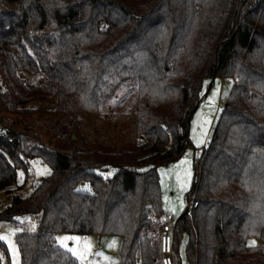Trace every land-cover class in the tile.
<instances>
[{"label":"trees","instance_id":"16d2710c","mask_svg":"<svg viewBox=\"0 0 264 264\" xmlns=\"http://www.w3.org/2000/svg\"><path fill=\"white\" fill-rule=\"evenodd\" d=\"M216 79L232 87L195 162L198 207L175 225L176 263L186 238L187 264H264V0H0V226L38 217L16 235L21 264H79L61 234L116 236L121 264H162L158 169L190 147ZM41 113L59 144L33 131ZM107 114L129 119L132 144L73 141L82 118ZM33 160L51 175L25 194Z\"/></svg>","mask_w":264,"mask_h":264},{"label":"rangeland","instance_id":"374dc122","mask_svg":"<svg viewBox=\"0 0 264 264\" xmlns=\"http://www.w3.org/2000/svg\"><path fill=\"white\" fill-rule=\"evenodd\" d=\"M27 80H29L30 85H37L41 83L43 77L40 75L27 76ZM231 87L232 82L230 80L216 79L210 83V86L204 90L201 103L190 121V147L180 160L158 169L162 192V205L166 215H172L175 222L178 221L187 208L189 194L193 189V181L195 178V162L201 158L204 149L213 136L215 126L219 120ZM31 107L36 108L39 105ZM32 119L34 121L33 131H37L40 126L41 132L43 131L41 134L43 139L50 144L53 140L52 136H46L45 131L47 125L52 119L54 120L53 115L45 113L34 114ZM11 121H15L14 118ZM38 123L42 124L37 125ZM60 123V126H68L70 119H62ZM9 125L7 124V127ZM80 125L81 131L78 134V138L75 135L72 136V139L75 137L73 141H78L79 147L83 146L85 141L87 143L99 141L102 143L117 144H132L134 142V135L130 130V121L128 118L111 114H107L102 118L86 117L82 118ZM47 131L49 130L47 129ZM28 143L29 145L32 144V142ZM52 143L59 144V141L57 140ZM50 175L51 168L49 165L42 163L40 160H33L30 162V176L28 180L25 182V175L21 171L19 173L18 184H24V193L28 194L34 184ZM87 188V186L82 187L83 190ZM4 205V196L0 193V208ZM37 228L38 217L35 216L22 218L15 224H3L0 226V237H8V239H0V241L7 247L11 264H21L16 235L23 231L36 232ZM252 241L255 240H249L248 245L250 247H253L250 245ZM55 242L78 261L79 264H121L120 250L122 240L119 237L61 234L55 237ZM186 243V238H183L179 248L182 264H187L184 257ZM70 249L76 253L85 252V258H79Z\"/></svg>","mask_w":264,"mask_h":264},{"label":"built area","instance_id":"2783aa9c","mask_svg":"<svg viewBox=\"0 0 264 264\" xmlns=\"http://www.w3.org/2000/svg\"><path fill=\"white\" fill-rule=\"evenodd\" d=\"M100 178L108 180V175H100ZM198 207V203L192 200L188 201L185 212H190ZM177 222L174 221L172 215H165L160 230V253L162 264H177L176 263V250L174 247V228ZM137 264H141L140 261Z\"/></svg>","mask_w":264,"mask_h":264},{"label":"snow or ice","instance_id":"6c2138e0","mask_svg":"<svg viewBox=\"0 0 264 264\" xmlns=\"http://www.w3.org/2000/svg\"><path fill=\"white\" fill-rule=\"evenodd\" d=\"M0 239H8V237H0ZM250 245L251 246H255V241L250 242ZM13 251H14V248H13ZM70 251H74V250L70 249ZM74 254L78 255V257L81 258V259L85 258V252L76 253L74 251Z\"/></svg>","mask_w":264,"mask_h":264},{"label":"water","instance_id":"95a60500","mask_svg":"<svg viewBox=\"0 0 264 264\" xmlns=\"http://www.w3.org/2000/svg\"><path fill=\"white\" fill-rule=\"evenodd\" d=\"M75 137H73V139H74Z\"/></svg>","mask_w":264,"mask_h":264},{"label":"crops","instance_id":"0c3cea01","mask_svg":"<svg viewBox=\"0 0 264 264\" xmlns=\"http://www.w3.org/2000/svg\"><path fill=\"white\" fill-rule=\"evenodd\" d=\"M164 209V208H163ZM165 212V211H164Z\"/></svg>","mask_w":264,"mask_h":264}]
</instances>
